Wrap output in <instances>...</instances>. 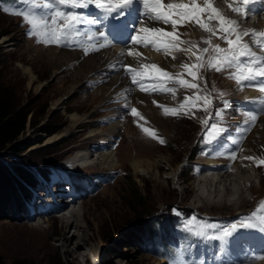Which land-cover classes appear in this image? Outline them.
<instances>
[{"label":"rangeland","instance_id":"rangeland-1","mask_svg":"<svg viewBox=\"0 0 264 264\" xmlns=\"http://www.w3.org/2000/svg\"><path fill=\"white\" fill-rule=\"evenodd\" d=\"M49 2L50 0H34L32 4H28L25 0H0V8L7 13L0 11V88L10 101L29 112L30 119L25 132L17 142L0 152V167L8 169L17 167L32 171L40 184H43V179L35 174L36 169L40 172L39 169L43 171L58 168L63 173L87 175L98 171L115 170L119 172V176L112 185L96 190L91 195L87 194L83 199L81 198L78 206L49 220L28 219V221L16 222L15 217L11 218L12 215L4 209L2 211L4 216L0 217V257L6 264L15 261H24L25 264H164L163 261H158V258L150 256L140 248L144 243L140 241L139 234L144 225L161 223L175 215H183L188 217L186 219L188 222L200 225L199 233L204 234H197V237L206 242L211 236L206 232L207 228L201 220L206 219L211 221L207 224L216 225L229 218L233 219L239 213L256 210L264 204V166H257L259 160L264 159V152L259 155L262 156L261 158L250 153L254 149L257 152L264 150L261 145L264 139L258 137L253 145L254 148L247 149L248 140L255 129L247 137L243 150L241 149L237 155L236 168L244 172L247 178L245 184L241 183L243 186L240 192L243 193V197L242 200L231 204L227 189L223 190L220 198H217L219 193L216 188H207L203 195L200 192L199 179L203 161L196 151L200 133L210 115V110L195 112L186 118H178L170 113L166 114L164 110L151 104L154 110H150L151 107L146 104L140 112L143 114L145 111L150 119L144 115L148 124L154 125L156 130L159 129L157 131L160 139L157 141L150 137V129L144 130L148 136L142 135L144 133L141 131V122H136L138 128L132 124V118L127 114L133 107L126 100L121 101L122 99L116 98L118 96L116 94L113 96L114 99L108 102L112 104L111 106L105 108L102 103V89L107 83L102 77L123 71L119 67L108 65L110 73L96 75L97 79L87 78L89 74L87 73L78 80L74 91L67 93L70 77L76 69L75 62L70 66L68 57L64 66L52 68V62L47 55L52 50L64 49L54 43L43 46L40 40L44 30L52 25L51 18L55 11L69 12L72 9L69 6H61L54 0H51V9H46L44 5ZM13 11L35 13L37 20L47 22L46 26L42 24L39 28L33 29V34L29 36L31 26L23 22L22 16L11 14ZM56 19V24L63 25L62 19ZM51 30L52 28L48 33ZM48 39H51L50 35L46 40ZM37 40L40 42L37 43ZM68 42L73 44L72 41ZM73 52L78 53L81 58L84 57L79 51ZM94 54L85 55L88 58ZM25 69L32 72L35 80L33 84H29V76L25 73ZM168 69L172 70L173 67ZM120 76L125 79L123 75ZM200 78L207 90L206 93L208 96H213L215 102L219 103L218 98L222 96L233 95L225 88L223 84L225 79L219 75L208 71L202 72ZM157 82V78H154L151 85L154 86ZM156 86L159 91H165V88L159 87L158 84ZM126 87L125 90L123 89L126 92L125 97L129 96L130 99L132 91L128 85ZM176 96L177 94H168V98ZM119 112L126 114L127 121L125 120L123 127L116 131V136L102 140L96 133L102 136L110 133V125L111 122L113 123L111 119ZM46 125L53 128L60 127L61 130L48 137L42 132ZM119 135L122 138L118 146L114 150L110 149L109 142L112 145ZM52 137L56 139L46 144V140ZM98 145L102 147L98 148ZM12 148L17 151H13ZM106 148L110 151L108 153L115 155L113 162L116 165L112 169L108 162L104 164L97 159L98 155L105 154ZM77 153L87 154L90 163L92 161L94 163L85 168L73 167L68 162ZM250 156L254 159H246ZM134 160H139L143 166H148L145 167V172L136 173L132 170L130 164ZM219 175H224V178L228 175L234 176L235 170ZM77 186L79 191L87 187L81 183ZM25 190L28 191L27 196L30 195L29 188ZM38 190L36 188L32 192L35 194L34 200L39 198ZM33 206L34 204H30L29 201L28 213ZM63 206L61 205L60 208ZM82 207L87 210L86 215H82ZM73 211L76 218L78 217L79 228L71 227L66 230L64 228L66 217L73 219L75 217L71 214ZM18 213L20 216L24 214L21 213V209ZM236 224L238 228L239 224ZM31 225L38 227L35 234L29 228ZM46 227L51 228L47 230ZM58 230L67 234V244H64L62 237L58 236ZM165 234L163 230H158L151 244L155 245L165 237ZM86 235L89 238L87 243L82 241ZM180 237L183 245L189 246L197 253L193 261L199 262L202 251L196 237L188 234H180ZM167 244L176 248L180 242L168 239ZM67 250L72 253L78 251L82 255L79 258L76 255L69 256L66 254ZM75 257L78 258L76 263H74Z\"/></svg>","mask_w":264,"mask_h":264},{"label":"snow or ice","instance_id":"snow-or-ice-1","mask_svg":"<svg viewBox=\"0 0 264 264\" xmlns=\"http://www.w3.org/2000/svg\"><path fill=\"white\" fill-rule=\"evenodd\" d=\"M26 3L32 4L34 0H25ZM55 3L61 6H69L71 9H84L87 10L90 6H95L97 10H100L103 14V19L107 20L109 24L114 29H120L124 25V21L127 20L128 16L133 12H139V15L143 19L138 20L142 26L138 29L133 28L135 34L130 35V40L132 45H161L165 51L168 53L177 49V37L175 35V29L178 24L182 25L188 20L200 21L202 14L207 12L209 14V19L215 18L219 23V31L223 34L220 39L223 40L227 45V49L221 48L219 45H211L210 40H205L204 42L212 47L214 55L209 59L208 67L215 68L217 72L226 71L229 69H236V74L234 79L237 84L241 81L248 82L245 86L258 88V90L264 93V58H259L255 56V53L251 50L248 44L242 43L243 37L252 38L257 46L264 47V31L261 32H240L235 21L226 19L220 11L212 6L211 0H206V8L198 7L195 0H192L191 4L186 3H163L162 0H54ZM239 4L244 6V11L240 6L232 8V11L237 14H243L245 17L258 14L252 7L253 5L261 4L264 5V0H239ZM139 5H143V11L139 9ZM46 9H51L52 2L45 4ZM264 10V9H262ZM11 14L22 16L23 20L31 26L28 34L32 35L33 29L39 28L42 24L46 26V21L37 20L35 18V13L25 12H15ZM63 20V25L59 29L53 27L51 32H45V35H50L51 39L45 40V43H55L61 44L65 41L67 37L71 36L74 32H79V27L83 25H95L97 21L95 19H88L83 16L78 11H55L51 18V24L56 25L57 19ZM145 20L162 21L165 25L171 23L173 30L164 31L159 27H148L144 26ZM200 27L205 31H211L204 23H200ZM212 35H216L213 31ZM235 35L233 40L231 37ZM99 37L106 40L104 32H99ZM89 40L93 39L92 36L88 37ZM40 41L37 40V43ZM104 43L101 42L99 47H104ZM127 46V45H126ZM157 51L160 50L159 47L156 48ZM208 48L202 49V52L207 53ZM87 54V52L85 53ZM129 56L133 55V52H128ZM139 55V53H136ZM175 58V57H174ZM201 57H197L200 60ZM188 70L189 74L195 80L197 78V73L193 72V68H203V64L192 65L189 68L188 65H182ZM145 72L148 70V66H144ZM129 74H131V80L133 84L137 83V76H143V73L137 72L135 69L130 67L125 69ZM151 70L158 77H166L169 80V73L160 69L159 67L152 65ZM177 83L180 85H185L184 80H178ZM187 87L195 88L196 84H187ZM143 90V86H141ZM199 99V98H197ZM205 104L207 105L210 101L205 98ZM258 102L261 105V112H264V100L253 101ZM183 107V105L181 106ZM225 109L228 107L225 102ZM137 110L132 109V114L135 115ZM164 112L167 114L171 112L173 115L176 114L175 109L164 108ZM215 115L221 117L223 113L221 111H216ZM256 115L252 114L250 119L252 121L256 120ZM213 128L216 127L215 124L212 125ZM163 143V141H161ZM235 158L234 156L232 157ZM246 159L252 160L254 157H246ZM264 165V159L259 160L257 166ZM195 219V218H193ZM207 229H216V225L207 224L204 225ZM239 227L245 230H255L260 233H264V216L257 217L256 213L251 216L244 217L240 220ZM222 235L218 238L223 239L226 237H232L237 232V224L232 223L230 227H222L220 229ZM203 235L204 233H198ZM264 259V257H261Z\"/></svg>","mask_w":264,"mask_h":264},{"label":"bare ground","instance_id":"bare-ground-1","mask_svg":"<svg viewBox=\"0 0 264 264\" xmlns=\"http://www.w3.org/2000/svg\"><path fill=\"white\" fill-rule=\"evenodd\" d=\"M166 1L176 2L178 0H166ZM216 1L219 2L220 0H216ZM222 9H224V7ZM145 23H150V22L146 21ZM253 27L254 28L257 27L258 29H262L264 27V16L262 18H260L257 21V23L253 25ZM186 37L192 38L198 42H202L206 39L207 34L201 33L196 29H191V31L188 32ZM96 42H97L96 48H97L99 53H97V55H94V56H91L88 58H83V57L81 58L78 53L73 52V51L63 52L65 50H62V51L52 50V52L47 55L49 57L50 62H52L51 66L54 69L61 68L62 66H64L66 63L65 59H68V57L70 60L68 63H71L70 66H72L73 63L75 62L74 67L76 69L74 70L73 74L70 77V85L67 89V93L74 91L78 80L82 77H85V75L87 73H89L86 76L87 78L93 77L92 79H94V78L97 79V77H95L96 75H105L107 73H110L109 69L107 68L108 65L115 66L116 63L119 62L118 60H123V59L129 60L132 57V56L123 54L121 50H118L116 48H111L110 46L107 45V42L103 38H101L99 41L97 40ZM101 42L104 43V45H105L104 47H99ZM68 52H72V53H68ZM55 53H58V54H55ZM143 54L145 56L149 57L151 59V61H153L152 63H150V65H155L157 67L161 66V67H164L166 69L173 67L178 60L182 59L180 56L175 57L174 59H171L170 57H168V55H169L168 53L155 54V53H151L149 51H144ZM25 73L28 74V76H29V84H33L35 82V80L33 78L32 72L29 69H25ZM102 78L107 81L105 87L102 89V92H103L102 103H104V106L106 108L107 106L109 107V105L110 106L112 105V104H109L108 102L111 99L112 100L114 99L113 96H116V94L118 92L122 91L123 89L125 90V88H127V87H126L125 80L120 76V74H115L112 76L108 74ZM223 84H224L225 88L228 89V91L229 90L231 91V94H233V95L235 94V92L232 88V83L230 81L225 79ZM223 84H222V86H223ZM125 95H126V92L116 96V98H124ZM244 96H248V95L244 94L241 97H244ZM131 97H132L134 104L138 107L139 110H142V107L145 106L146 104L148 107H151L150 110H154V108L150 105V101L147 97H145L143 95H139V94H134ZM116 114L117 113H115V115ZM143 114L146 115L145 111H143ZM146 117L148 118L147 115H146ZM72 118L74 119V117H72ZM124 122H125V120L121 121V119L116 120L113 123L111 122V125H110L111 126V130H110L111 132L110 133L108 132L107 134H105V136H102V134H100V133H96V134L98 136H100L102 140H104L107 137L116 136V131H118L119 128L123 127L122 125ZM157 122L159 123V120ZM161 127L163 128V122H161ZM157 130L159 131L158 128H157ZM163 130H164V128H163ZM253 132H254V134L248 140V144H249V147H247L248 150L249 149L252 150L254 148L253 145H254V143L257 142L258 137H260L261 139H264V137H263L264 136V133H263L264 132V117L260 119L258 125L256 126V128ZM55 139H56V137L49 138L48 140H46L45 143L49 144L50 142L54 141ZM149 142L152 143L151 141H149ZM261 145H262V147H264V142H262ZM108 152H110V151L106 150L104 152L105 153L104 155H98L97 159H100L101 161H103V163L108 162L109 167H111V169H112L116 165L115 162H113L115 155L108 153ZM263 152H264V150H260L257 152V150L254 149L250 153L256 155L255 157L261 158L262 156H259V155H262ZM70 159H69L68 163L72 164L73 167H75V168L82 167L85 163L90 162V158L88 157V155L82 154V153H80V154L77 153L76 155L73 156V158H70ZM236 162L237 161H235L233 168L231 169V172L235 170L234 176L228 175V176H225V178H224V175L223 176L219 175L220 174L219 171H214V173L203 172L200 175L201 177L199 179L201 194L203 195L207 191V188H209V189H212V188L215 189L216 188V189H218L217 191L219 193L217 198L218 197L220 198V194L222 195L223 190L227 189L228 190V196L231 198V200H229V202L231 204L235 203L238 200L239 201L242 200L243 193H241L240 191H241L243 185L241 186V183L245 184V182L247 181V178H246V175H244L245 174L244 172H242V171L238 170V168H236V167H238L236 165ZM91 163H94V162L92 161ZM130 166H131L132 170L136 173L137 172L143 173V172H145V167H148L147 165L143 166L139 160L138 161L137 160L132 161ZM217 173H219V174H217ZM214 174H216L217 176L216 175L212 176ZM242 175H244V176L242 177ZM39 186H40V184H39ZM37 187H38V183L36 186L29 189L30 193L33 195V199H34L35 194L32 192H34ZM245 187H246V185H245ZM63 196L64 195H60L59 199L61 198V200H62ZM37 199H40V198H37ZM60 207H61V205L60 206L56 205V209H58V210L61 209L62 212H65L67 210V207L65 205L62 208H60ZM82 211H83L82 215L87 214L86 209L83 208ZM71 214L74 216L75 212L73 211ZM17 215L20 216L19 213ZM64 216H66V215H64ZM66 218H67V221H65V223H64L65 224L64 228L66 230H68L71 227H73V228L77 227V225H78V222H77L78 219L77 218L78 217L76 218V215L73 219H71L72 217L70 219H68L69 218L68 216ZM24 220L28 221V219H25V218L22 219V217H21L20 221H24ZM29 228L32 231H34V232H32L33 234H35L36 230L38 229L37 226H33V225L29 226ZM46 228H47V230H49L51 227H46ZM78 228L79 227H77V229ZM57 233L59 234L58 236L62 237V242L64 244L65 243L67 244L68 243V238L66 236L67 234L65 235V233L62 231L60 232V230H58ZM44 234H46V233H44ZM88 240H89V238L87 237V235L84 236L82 239V241H84L86 243L88 242ZM247 242L251 245H254V241L252 239H249ZM260 244L261 245L264 244V239H262L260 241ZM66 254H68L69 256L70 255H76V257H78V258H79V256L82 255V253H80L78 251H74L72 253L70 250H67ZM76 257L74 258V263H76L78 261V258H76ZM260 264H264V261L261 262Z\"/></svg>","mask_w":264,"mask_h":264},{"label":"trees","instance_id":"trees-1","mask_svg":"<svg viewBox=\"0 0 264 264\" xmlns=\"http://www.w3.org/2000/svg\"><path fill=\"white\" fill-rule=\"evenodd\" d=\"M29 121V112L23 107L18 106V104H14L13 101H10L0 88V152L17 142L19 137L25 132ZM60 130V127L53 128L50 125H46L42 129V132L49 137L58 133ZM12 150L17 151L15 148H12ZM192 158L193 156L190 157V160ZM39 171L36 169L35 174L47 180L48 169L43 171L39 169ZM36 182L37 179L32 171H26L17 167L10 169L0 167V217L4 216L2 211L6 209L12 215L11 218L15 217V221L19 222L21 217L17 215L18 211L21 209L22 204H24L23 202L27 201L28 197V191L25 189L36 186ZM170 225L169 220L144 225L142 232L139 234L143 235L141 236V241L144 243L143 246H152L148 239L151 237V233L170 228ZM0 264H6L1 257ZM11 264H25V262L15 261Z\"/></svg>","mask_w":264,"mask_h":264}]
</instances>
